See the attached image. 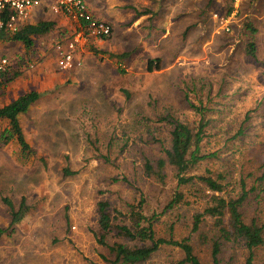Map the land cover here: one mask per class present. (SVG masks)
Segmentation results:
<instances>
[{
	"label": "rangeland",
	"instance_id": "obj_1",
	"mask_svg": "<svg viewBox=\"0 0 264 264\" xmlns=\"http://www.w3.org/2000/svg\"><path fill=\"white\" fill-rule=\"evenodd\" d=\"M87 2L102 11L113 32L101 45L93 42L77 52L81 66L57 68V53L49 45L53 37L36 38L30 49L19 41L0 48L20 71L0 87V108L27 92L40 94L19 116L31 151L14 140L0 141V228L6 229L0 237V264H107L103 254L108 252L92 232L97 203L105 199L120 207L142 195L147 213L161 211L172 184L147 178L142 161L161 155L160 142L169 145L173 125L168 117L190 124L199 120L187 98L207 106L209 147L232 159L233 179L239 177L241 160L233 150L252 145L262 156L264 35L256 41V60L247 56L243 43L231 52L225 29L230 0ZM50 19L70 27L67 19L52 15L28 22ZM245 36L249 39V33ZM125 52L127 58L118 56ZM156 58L162 60L161 69L148 71V61ZM247 115L244 141L225 144ZM8 126V120H0V133ZM66 168L76 174L66 175ZM5 198L15 209L25 199L20 221L12 224ZM252 201L264 211V193L254 194ZM192 205L181 212L193 213L197 205ZM167 223L169 218L163 217L162 226ZM177 229V237L187 231L185 224ZM177 249L164 247L143 264H169ZM255 253L254 264H264V247ZM247 254L244 246L231 245L225 262L246 264Z\"/></svg>",
	"mask_w": 264,
	"mask_h": 264
},
{
	"label": "trees",
	"instance_id": "obj_2",
	"mask_svg": "<svg viewBox=\"0 0 264 264\" xmlns=\"http://www.w3.org/2000/svg\"><path fill=\"white\" fill-rule=\"evenodd\" d=\"M232 2L234 0H230L225 17L234 10ZM55 25L53 20H41L24 25L9 33L8 37L30 49L35 37L53 31ZM245 27L250 32L246 54L256 60L257 29L251 22H246ZM128 55L125 52L118 56L125 59ZM161 62V58L150 59L147 70L161 69ZM13 78L6 77V81ZM39 98L37 91H30L0 108V120L9 123L0 133L2 144L14 140L24 151H31L19 116L27 113ZM187 101L197 112L199 120L190 124L167 116L173 125L169 131V145L160 142L161 155L145 157L142 161V171L147 178L163 186L169 185L168 182L172 184V194L161 211L147 213V200L142 195L133 202L124 201L120 207L105 199L97 203V223L92 232L98 245L108 252V255L103 254L107 264H143L164 247L178 248L169 264H227L225 252L236 244L248 250L246 264H254L255 251L264 247V211L256 203V206L251 205L254 194L264 193V142H259L261 157L252 145L232 151L234 155L239 151L241 158L239 177L233 179L228 163L232 159L223 158L222 149L209 147L208 125L211 120L207 117V106L201 99L197 104L189 98ZM250 118L247 115L224 143L243 142L249 130L245 123ZM245 155H251L250 159ZM64 172L66 175L76 174L70 168ZM4 200L9 205L12 224L20 221L27 209L25 199L19 209H15L12 200ZM192 204L197 205L193 213L181 212L185 207H193ZM252 210L253 214L250 213ZM163 217L170 220L166 227L162 226ZM179 223L185 224L187 231L177 237ZM70 228L69 224L68 230ZM5 232L6 229L0 228V237Z\"/></svg>",
	"mask_w": 264,
	"mask_h": 264
},
{
	"label": "built area",
	"instance_id": "obj_3",
	"mask_svg": "<svg viewBox=\"0 0 264 264\" xmlns=\"http://www.w3.org/2000/svg\"><path fill=\"white\" fill-rule=\"evenodd\" d=\"M43 5L53 13L67 17L71 24L70 38L57 46L61 52L56 59V65L60 69L79 65L76 50L80 46L103 42L112 35V26L96 18L90 12L86 0H0V36L17 31L26 20L33 17L34 11ZM225 29L230 31L228 23L225 24ZM10 65L9 57H0V81L2 75L9 71Z\"/></svg>",
	"mask_w": 264,
	"mask_h": 264
},
{
	"label": "crops",
	"instance_id": "obj_4",
	"mask_svg": "<svg viewBox=\"0 0 264 264\" xmlns=\"http://www.w3.org/2000/svg\"><path fill=\"white\" fill-rule=\"evenodd\" d=\"M87 4H88L90 12L96 18L102 20V13H100L102 11L93 10L92 6H90V3L87 2ZM232 6L234 7V10L228 16V20H227V23H228L229 28H230V31H229L230 32V36H229L230 37L229 38L230 45L229 46H230L231 52H234V51H236L238 49L237 48L238 45L243 43V50L246 51V48H247L246 44L248 42V38L246 40L245 33H249L250 34L248 29L245 27L246 22H251L252 25L257 29L256 41L259 43L263 39V35H264V0H234V2H232ZM39 10H42L44 12V14H42V15L37 14V11H39ZM47 15H52V16L58 17L59 19H60V17H63L64 19L68 20V18L65 17L62 14L53 13L46 5H43L42 7L37 8L34 11L33 17H34V19L35 18H42V17L47 16ZM50 20H53L56 23V25L54 27V30L50 31L49 33H47V34H45L43 36H47L48 38L49 37H53V39L50 40L49 45H51V48H53L54 52L57 53V54L54 55V57L57 59L58 55L61 52L58 49L57 46H58V44H64L70 38V36H71V24H70V27H66V26L63 27V26H59L58 25V22L56 21V19H50ZM37 22H39V21L28 22V20H26L19 27V29H21L24 25L33 24V23H37ZM10 33L12 34L13 32H10ZM9 35L10 34L8 32V33H4V34H2L0 36V48H1V45L4 42H8L9 43L10 41H13V40H9V37H8ZM38 37H42V36L35 37L34 41ZM242 38H244V39L242 40ZM263 41H264V39H263ZM257 42H256V48H257V51H258V43ZM96 44L97 45H101L102 42H100V43L96 42ZM33 45H34V43H33ZM86 46H80L76 50V59L78 60L79 65L76 64L74 67H77V65H78V67L82 65L83 59L81 58V56H79L77 54V52L79 50L85 48ZM1 56H7L8 57V55L0 53V57ZM10 62H11V60H10ZM27 62H29L28 64L31 65L32 69L35 68V67H33V64L31 62V60H28ZM74 67H72V68H74ZM57 68H58V66H57ZM18 74H20V71L18 70V68H14L13 65L11 64L9 71L2 75V78H1V81H0V87L7 85V83H9L10 81L14 80L17 77ZM13 76H14L13 79H11L10 81H6V77H13ZM4 106L5 105H3L2 107H4Z\"/></svg>",
	"mask_w": 264,
	"mask_h": 264
}]
</instances>
